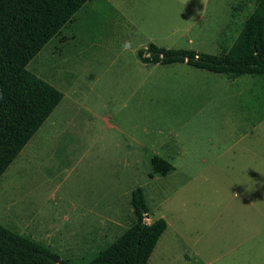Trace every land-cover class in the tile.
I'll return each mask as SVG.
<instances>
[{"label": "rangeland", "instance_id": "1", "mask_svg": "<svg viewBox=\"0 0 264 264\" xmlns=\"http://www.w3.org/2000/svg\"><path fill=\"white\" fill-rule=\"evenodd\" d=\"M257 2L209 0L188 20L194 37L172 23L160 45L221 55ZM81 29L71 49L56 36L27 66L64 97L2 176L0 223L87 264L135 222L140 187L146 222L168 224L148 264H264V186L251 188L264 185V76L145 66L133 49L158 32L123 52L101 28ZM154 157L175 170L155 173Z\"/></svg>", "mask_w": 264, "mask_h": 264}, {"label": "trees", "instance_id": "2", "mask_svg": "<svg viewBox=\"0 0 264 264\" xmlns=\"http://www.w3.org/2000/svg\"><path fill=\"white\" fill-rule=\"evenodd\" d=\"M88 1L0 0V180L64 97L27 66ZM138 58L145 64H186L235 78L264 76V0H258L232 46L221 55L150 45L138 52ZM151 163L160 175L173 170L160 157ZM131 206L135 222L87 264H148L168 224L163 218L146 222L149 210L140 187L132 192ZM0 264L72 263L0 223Z\"/></svg>", "mask_w": 264, "mask_h": 264}, {"label": "crops", "instance_id": "3", "mask_svg": "<svg viewBox=\"0 0 264 264\" xmlns=\"http://www.w3.org/2000/svg\"><path fill=\"white\" fill-rule=\"evenodd\" d=\"M172 1L173 0H89L62 29V31L66 30V34L63 35L64 32L61 31L56 37V43L65 45L68 49H71V43H76L79 41L78 39H81L80 36H82L83 31V29H81L82 26L88 28L89 26H97L106 32L111 40L110 43L113 42L118 44H122L124 41L128 40L132 41V43L139 42L137 38L138 34L144 37V34L148 35L149 33L158 32V39H149V42H153L150 45L169 49V47L165 45H160L161 42H164L163 35L166 33V28L171 27V24L175 23L177 25L176 29L172 30L174 34L179 33L180 38L189 37L190 34L193 36V26L188 20H202L204 17L203 12L208 10L209 3V0H186L188 4L181 5L179 0H175L178 6L175 14H172ZM230 16L232 22L233 14ZM188 23L190 25H188ZM188 42L192 44L194 40L190 38ZM145 49H147V47L143 44L137 45L133 51H137L138 54L140 50ZM224 50L225 49L222 47V52ZM122 51L124 52L123 49ZM143 64L145 66L154 65ZM157 65L159 64L155 66ZM231 78L237 79L239 77ZM262 123L264 122H261V124ZM252 169L253 166L251 163L245 165V172H247L245 182L246 190L249 189L251 180H248V174ZM174 170L175 168L173 166L171 172ZM256 171H258V167L255 168V172ZM263 186L264 185L261 183H257L256 186L251 185V188H262Z\"/></svg>", "mask_w": 264, "mask_h": 264}, {"label": "clouds", "instance_id": "4", "mask_svg": "<svg viewBox=\"0 0 264 264\" xmlns=\"http://www.w3.org/2000/svg\"><path fill=\"white\" fill-rule=\"evenodd\" d=\"M122 49L124 51L130 50L132 47V41L128 40V41H124L121 45Z\"/></svg>", "mask_w": 264, "mask_h": 264}]
</instances>
